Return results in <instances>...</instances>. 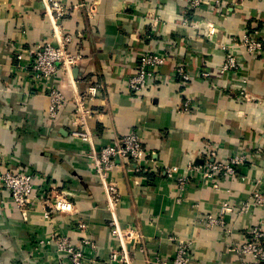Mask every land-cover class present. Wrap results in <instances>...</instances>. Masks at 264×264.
I'll return each instance as SVG.
<instances>
[{
  "label": "crops",
  "instance_id": "0c3cea01",
  "mask_svg": "<svg viewBox=\"0 0 264 264\" xmlns=\"http://www.w3.org/2000/svg\"><path fill=\"white\" fill-rule=\"evenodd\" d=\"M53 1L67 6L64 20L55 18ZM91 1L93 15L82 6ZM245 32L264 42V0H202L197 9L188 0H0V157L44 189L24 215L0 188V264H60L66 257L45 242L55 229L77 246L90 240L94 249L81 247L93 264H122L110 260L122 247L130 264H160L172 260L180 241L191 244L188 264H245L238 246L251 227L264 229V206L242 210L264 191V50L247 53L239 44ZM64 34L72 36L67 49L81 59L51 82L65 97L51 118L48 89L33 90L12 55L18 47L57 44ZM148 51L168 57L157 80L134 94L127 81ZM227 52L239 58L241 71L216 74ZM177 61L194 74L186 85L174 74ZM207 70L215 74L197 76ZM92 83L102 85L89 105L95 147L134 132L145 149L140 170L118 161L107 175L120 194L112 214L87 145L72 135L74 97ZM186 100L191 106L183 111ZM208 150L218 162L235 154L249 160L237 176L204 185L189 168L203 164ZM180 176L189 178L182 191ZM52 187L73 192L74 208L51 223L42 212ZM208 217L222 223L207 227ZM114 220L133 236H116ZM76 221L86 229L74 228Z\"/></svg>",
  "mask_w": 264,
  "mask_h": 264
},
{
  "label": "built area",
  "instance_id": "2783aa9c",
  "mask_svg": "<svg viewBox=\"0 0 264 264\" xmlns=\"http://www.w3.org/2000/svg\"><path fill=\"white\" fill-rule=\"evenodd\" d=\"M202 0H188L192 9H197ZM88 14L93 15L96 11V5L93 1L83 3ZM51 10L54 13L57 21L64 20L69 14L68 8L60 1H53L50 4ZM60 27L59 24H57ZM214 32L210 28L208 34ZM257 32H245L241 37L239 44L244 50L251 54L257 55L264 50V42L256 37ZM72 36L69 34L62 35L57 44L43 41L35 44L29 50H23L18 47L15 49L12 57L16 61L15 71L25 72L28 75V82L33 90L48 89V96L51 99L49 107V116L56 118L61 112L65 104V97L61 90L53 85V82L61 70L69 73L73 66L81 59L80 54H73L67 49V45L71 42ZM167 54L154 53L148 51L144 53L138 61L136 70L127 81L129 91L134 94L141 93L145 88L151 85L159 77V69L165 64ZM241 61L232 52H227L224 61L216 72L219 75H226L229 72L241 71ZM174 74L180 79L182 84H188L192 78L193 73L187 68L184 61H177L174 66ZM215 73L210 71H199L197 76L202 79H208ZM102 85L99 83H92L89 85L81 95H76L73 100L75 107V115L78 121V126L72 131V135L82 140L87 147L85 148V156L89 160L90 168L94 171L101 181L106 196H107V210L112 214L120 202V194L117 187L108 180L107 175L116 167L118 161H122L126 165H133L140 170L141 163L145 157V149L139 136L130 132L121 138L114 139L111 143L97 149L95 147V133L90 128L89 118L92 115V110L89 105L99 95ZM189 101L183 102L182 110L190 109ZM262 152V151H260ZM215 150L207 151V158L203 164L191 166L193 172L197 173L198 180L204 185H216L221 179H227L238 175V167L248 162V156L245 154H235L228 158L226 162H218L216 159ZM9 166V161L6 157H0V188L7 190L10 194L13 205L18 208L22 214L32 210L31 200L37 197L35 191L44 189L39 187L37 190L33 183V174L30 172H14ZM168 175L172 177V170H168ZM176 183L182 191L186 185L189 184L188 177H177ZM40 193V192H39ZM44 194H40V198ZM74 194L70 191L59 190L52 187L50 196L43 201V219L52 223V217L55 214L71 213L73 211ZM252 205L246 204L242 210L252 208L253 206H264V191L254 192L252 194ZM231 211L229 207L224 209ZM222 220L208 217L206 220L207 227L216 224H221ZM114 225V233L116 236L131 238L133 235L131 231L121 229L117 223L112 221ZM74 228L78 230H85L86 224L83 221H76ZM45 242L55 245L57 252L63 254L66 259L60 264H93L87 261L85 257L86 248L94 249L90 240L83 238L81 246L72 243L69 237L64 236L53 230ZM37 245L44 243V240L38 242ZM191 244L189 242H179L175 256L170 261H160V264H188L189 252ZM239 253L246 259L245 264H264V229L260 225H255L250 228L248 237L244 243L238 246ZM115 250L110 260L120 262L122 264H130L128 251L121 248Z\"/></svg>",
  "mask_w": 264,
  "mask_h": 264
}]
</instances>
